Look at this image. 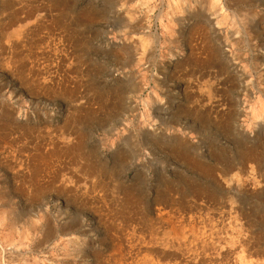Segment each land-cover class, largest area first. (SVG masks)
<instances>
[{
    "label": "rangeland",
    "instance_id": "rangeland-1",
    "mask_svg": "<svg viewBox=\"0 0 264 264\" xmlns=\"http://www.w3.org/2000/svg\"><path fill=\"white\" fill-rule=\"evenodd\" d=\"M220 223L264 258V0H0V264H185Z\"/></svg>",
    "mask_w": 264,
    "mask_h": 264
},
{
    "label": "bare ground",
    "instance_id": "bare-ground-1",
    "mask_svg": "<svg viewBox=\"0 0 264 264\" xmlns=\"http://www.w3.org/2000/svg\"><path fill=\"white\" fill-rule=\"evenodd\" d=\"M11 2L12 1H8V3ZM8 3H6V5H8ZM192 164L198 166L197 162H193ZM210 171L212 172V170ZM220 224V227H218V224L210 225L209 232L203 230L205 227L197 231L194 224L190 225L189 229L186 231L184 227L182 228V234L177 243L182 254L189 256V260L186 259L185 264H264V258L259 257V251L255 250L251 252V246L247 245L240 235H237V233H240V229L238 230L237 226L233 224V227H231L232 224L230 226L227 224ZM230 228L231 230L234 228L235 232H230ZM224 229L226 232H230L228 236H226L227 233H223ZM147 264L158 263H152L147 260Z\"/></svg>",
    "mask_w": 264,
    "mask_h": 264
}]
</instances>
